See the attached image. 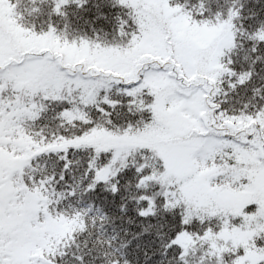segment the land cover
Here are the masks:
<instances>
[{
  "label": "snow or ice",
  "instance_id": "1",
  "mask_svg": "<svg viewBox=\"0 0 264 264\" xmlns=\"http://www.w3.org/2000/svg\"><path fill=\"white\" fill-rule=\"evenodd\" d=\"M0 264H264V0H0Z\"/></svg>",
  "mask_w": 264,
  "mask_h": 264
}]
</instances>
